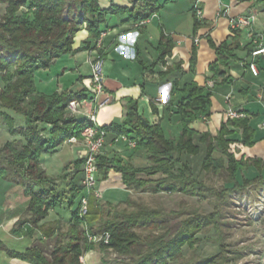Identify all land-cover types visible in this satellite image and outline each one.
<instances>
[{"label":"trees","instance_id":"trees-1","mask_svg":"<svg viewBox=\"0 0 264 264\" xmlns=\"http://www.w3.org/2000/svg\"><path fill=\"white\" fill-rule=\"evenodd\" d=\"M108 1L110 6L104 8L100 0H0V4H6L5 13L0 16V109H13L25 118V125L17 127L12 116H5L11 133L21 134L22 137L0 148V177L21 185L25 188L24 193L30 197L28 217L17 222V229L22 230L27 223L35 227L29 231L30 235L40 229L45 235L51 236L55 227L41 224V221L47 217L49 210L66 199L62 191H57L54 178L49 177L39 165L41 155L55 152L69 137L80 135L88 125L86 117L72 114L67 108L73 100L91 98V93H87L86 89L43 93L37 87L35 74L50 68L64 54L94 49L96 39L105 31L102 25L106 24L109 15L127 16L125 21L136 26L163 5L159 0H127L129 4ZM173 1L176 0H165V3ZM257 1L264 4V0ZM192 12L196 30L202 20L197 18L193 7ZM84 27L89 32V38L75 49L76 34ZM234 31L238 33L240 30ZM211 43L216 48L217 60L210 64L209 69L213 74L211 79L217 82V78L226 73L223 67L230 57H235L234 49L237 46L227 42L221 45ZM166 54V51L163 52L162 57ZM196 59L197 50L194 46L191 67L195 66ZM178 86V82H175L169 105L177 102V113L183 119L180 136L167 138L160 124L152 125L144 121L138 110V100L129 98L124 122L102 128L118 136L124 134L134 139L135 151L143 150L148 164L135 166L117 153H101L96 162L98 177L106 179L111 169H114L121 174L123 184L129 189L149 183V191L155 194L165 191L196 196L200 200L214 199V210L209 213L194 211L181 219L172 231V217H180L182 209L166 211L129 199L124 203L134 207V210L113 211V207L120 205L104 202L92 192L88 196L87 213L81 217L79 204L85 192L80 184H75L70 189L71 197L68 200L71 207L75 205L67 224L68 229L63 232L60 223L50 256L36 246L22 252L11 251L12 256L31 264H81V256L99 247L113 250L119 256H127L133 264H234L241 257L227 248L220 220L223 217L222 208L231 192L244 190L253 184L264 185V159H237L229 151L230 144L235 141L246 146L254 145L255 130L251 128L245 112L241 111L244 115L228 118L217 135L206 132L197 137V131L189 127V122L210 117L211 94L207 86H200L195 81L185 84L181 89ZM240 132L241 138L237 139L236 135ZM199 143L206 147L201 170L214 175L224 174L225 183L229 186L217 191L183 159L184 154L198 156L201 152ZM216 152L221 155L217 157ZM81 163L82 160L78 159L80 171ZM250 167H255L259 174L243 177L242 173ZM140 174L150 178L146 179ZM157 174L158 177H153ZM35 185H40L41 189L36 190ZM104 210H107L108 218L96 228L93 222L104 216ZM85 227L92 233L109 232L111 237L108 244L89 242ZM141 228L145 230H138ZM207 228L215 230L217 237L214 242L219 245L218 251L202 259L195 255L186 257L185 247L194 250L200 240L197 234Z\"/></svg>","mask_w":264,"mask_h":264},{"label":"crops","instance_id":"crops-1","mask_svg":"<svg viewBox=\"0 0 264 264\" xmlns=\"http://www.w3.org/2000/svg\"><path fill=\"white\" fill-rule=\"evenodd\" d=\"M118 1L120 4L127 2V0L123 3L121 0ZM100 2L104 8L110 6L108 0H100ZM159 3L163 4L162 7L164 6L165 9L169 7L165 0H159ZM201 4L203 18L196 30L192 10H158L149 17L146 24L141 26L125 21L127 16L109 15L107 17L106 24L102 25L107 33L103 42L104 83L112 102L98 110V123L102 127L112 123L122 124L127 113V101L133 98L138 100V110L144 121L152 125L160 124L167 138L179 137L183 132V119L177 113V102L169 105L174 83L178 82L180 89L191 81L197 82L200 86H206V81L213 75L209 66L217 60V51L211 42L215 45L227 42L234 47L237 46L234 49L235 57H230L227 65L223 67L226 73L217 78L215 85L209 89L207 87L211 94L210 117L196 118L189 122V127L197 131V137L206 132L215 136L221 125L228 120L227 110L232 108L243 111L250 120L251 128L255 130L254 145L246 146L235 141L230 144L229 151L234 153L237 159L242 157L264 159V56L256 59L259 75L254 76L248 69V63L251 61L252 31L243 29L237 33L229 26L230 17L253 13L257 17L253 27L254 37L264 43V4L257 0L247 2L201 0ZM226 8H228L227 13L224 10ZM88 38L89 32L84 27L77 32L73 47L77 49L81 42ZM194 38L199 39L198 44H195ZM194 46L197 50V59L195 66L191 67V53ZM92 50L70 54L71 60L75 63L73 81L71 80V83L64 81L54 91L78 92L86 89L87 93H91L90 58L93 55ZM165 51L167 54L162 57ZM60 58H57L50 68L39 70L36 73L37 87L40 91L49 93L52 90L43 89L41 86L49 79H53L49 73L53 66L62 61ZM61 68L66 67L63 65ZM56 70L59 71L60 68L57 67ZM65 72L62 73L65 74ZM161 97L165 98L164 103L156 101ZM83 112L84 109L79 115L84 116ZM4 114L0 112V148L7 142L22 137L21 134L11 133L5 120L8 114ZM14 125L24 126L25 120H21L19 124L15 122ZM117 137V134L108 132L102 154L117 153L123 160H129L135 166L148 164L146 153L143 150L135 151V148L129 147L124 142H116ZM236 138H241V132L236 135ZM198 145L201 146L198 156L183 155V159L191 165L190 159L195 157H200L202 164L206 147L201 143ZM81 149L82 146L79 144L64 142L55 152L42 153L40 158L39 165L49 177L54 178L57 191L64 193L66 198L64 202H68L71 197L72 185L80 184L82 178V172L77 164ZM215 155L218 157L221 154L216 152ZM249 172L252 175L253 173L259 174L255 167H250ZM107 176L106 179H99L101 184L96 185L99 192L109 187H118L120 190L132 192L133 196L129 199H135L136 190L129 189L123 184L119 172L111 169ZM153 177H158V174ZM35 189L39 190L41 186L35 185ZM24 192L25 188L21 185L0 177V264H31L12 256L10 252H22L33 246L41 248L46 255L50 256L56 243L61 221L66 225L70 221V219L46 220L45 218L41 223L54 226L55 231L51 236H47L40 229H36L39 238L29 234V231L35 228L30 223H27L22 230L17 229V222L28 217L27 206H29L30 197ZM123 204L125 203L121 202L116 205ZM69 208L73 207L69 205ZM83 256L90 264H112L108 261V251L99 247L87 251ZM124 259L127 262L130 261L129 264H133L129 257L122 258L121 256L120 260Z\"/></svg>","mask_w":264,"mask_h":264},{"label":"rangeland","instance_id":"rangeland-1","mask_svg":"<svg viewBox=\"0 0 264 264\" xmlns=\"http://www.w3.org/2000/svg\"><path fill=\"white\" fill-rule=\"evenodd\" d=\"M116 2L119 3L120 1L116 0ZM123 2L124 0H121V3ZM193 2L194 1L192 0V5L191 0H177L173 3L168 2L166 5L169 4V7L165 9L163 6L159 8V10H192ZM125 4L129 3L125 1ZM5 8L6 4H0V16L1 14L5 13ZM22 10H25V8ZM190 20L192 22L191 15ZM190 26L192 27V24ZM91 58H93V55ZM60 59L62 61H60L56 66H53L51 73H49L53 79H49L41 86L43 89H52L49 91V93L44 91L45 93L52 94L55 92L54 89L61 86L64 81L67 83H71L73 81L75 75V63L71 60L70 53L64 54ZM63 65H65L66 68H61ZM57 67L60 68L59 71L56 70ZM63 71H66L65 74L62 73ZM36 75L37 74H35V78ZM0 112H4L5 114L12 116L14 121L18 124L21 122V120H25L21 113H18L17 111L10 108H2L0 109ZM190 162L192 163L195 172L199 174V177L205 180L207 184L212 185L217 191L221 190L226 185L229 186L225 183L226 176H224V174L214 175L201 171L200 157L191 158ZM242 174H244L243 177L245 175L250 176L251 172H249V169H247V171H244ZM140 176H144L146 179L150 178L145 174H140ZM100 184L101 181H99L97 175L96 185L99 186ZM148 186H150L149 183H146L135 189L137 194H135L134 200L150 207L163 208L166 211L182 209L183 214L180 217H172L170 223V226L172 225V231L176 229L179 221L183 218H186V216H190V213L194 211L199 213H209L214 210V199L212 201L200 200L196 196L185 195L182 193L172 194L166 192L155 194L149 191ZM99 193V198L102 201L111 203L113 205L126 202L130 197L133 196L132 192H128L124 189L120 190L118 187H109L103 191H100ZM227 200V203L222 208L223 217L220 220V223L222 222V234H224L225 242L228 244L227 248L231 250L233 254H239L241 256L234 262V264H264V185L253 184L246 187L244 190L231 192V194L228 195ZM73 208H69L68 202H62V204L57 205L53 210H49L46 220L54 218L69 220L72 215ZM112 209L113 211L125 210L129 212L134 210V207L123 204L113 207ZM106 211L107 210H104V216L102 218H98L93 222L96 228L100 227L107 220L108 217ZM41 224H44V222ZM61 224L63 226V232L66 231L68 229L67 225L62 221ZM138 230L144 231L145 229L141 228ZM37 233L38 232L36 230L33 234L35 238H39V234ZM143 233H146V231ZM197 237H199L200 240L194 250L189 249L188 246L185 247L184 255L186 257L195 255L202 259L213 255L218 251L219 245L214 242L215 238L217 237L215 230L210 228L203 229L197 234ZM107 251L109 257L108 261H110L112 264H129L130 261L127 262L126 259L121 261V256L119 257V255L113 250L109 249ZM123 257L127 256H122V258ZM171 264H176V262H172Z\"/></svg>","mask_w":264,"mask_h":264},{"label":"built area","instance_id":"built-area-1","mask_svg":"<svg viewBox=\"0 0 264 264\" xmlns=\"http://www.w3.org/2000/svg\"><path fill=\"white\" fill-rule=\"evenodd\" d=\"M201 0H194L193 9L195 10L196 16L199 20L203 18V9L201 6ZM227 13L228 8L224 9ZM148 19L142 20L137 23L138 26L144 25L148 22ZM257 17L253 13H249L246 15H238L229 18V26L231 30H243L250 29L252 32V43L253 47L250 51L251 61L248 63V69L251 74L254 76L259 75V66L257 64L256 59L259 56H264V43L261 42L258 38L254 37L253 27L256 23ZM136 25V26H137ZM106 31L101 32L100 36L95 41L94 49L92 50L93 58L90 60V80H91V98L84 100H73L70 102L67 109L70 110L72 114L79 115L84 109V116L86 117V122L88 125L82 129L79 136H71L65 142L66 143H75L82 146L81 151H79V159L82 160L81 163V172L82 178L80 181V185L83 187V191L85 192L80 205V216L84 217L88 210V196L94 192L95 196L99 198V190L96 188L97 184V174H98V163L97 158L102 153V148H104L107 134L108 132L99 125L97 119V112L99 109L105 107L106 105L112 102V98L107 94L105 89V53L103 51V42L106 36ZM195 44H198L199 39L194 38ZM215 85V80L208 79L206 81V86L212 88ZM157 102L164 103L165 98H157ZM244 114L241 111L230 108L226 112V116L229 119L241 117ZM116 142H124L131 148L136 147V141L134 139L129 138L127 135L121 134L116 139ZM86 229V236L89 242L95 244L104 243L108 244L110 240L109 232L102 233H92ZM81 264H90L85 256H81L79 259Z\"/></svg>","mask_w":264,"mask_h":264}]
</instances>
